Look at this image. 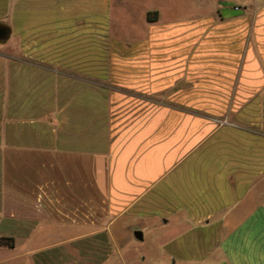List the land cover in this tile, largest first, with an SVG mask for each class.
<instances>
[{"label": "crops", "instance_id": "crops-1", "mask_svg": "<svg viewBox=\"0 0 264 264\" xmlns=\"http://www.w3.org/2000/svg\"><path fill=\"white\" fill-rule=\"evenodd\" d=\"M163 1L0 0L4 262L264 264V0Z\"/></svg>", "mask_w": 264, "mask_h": 264}, {"label": "rangeland", "instance_id": "rangeland-1", "mask_svg": "<svg viewBox=\"0 0 264 264\" xmlns=\"http://www.w3.org/2000/svg\"><path fill=\"white\" fill-rule=\"evenodd\" d=\"M119 0H113L115 6H117V2ZM137 4L132 5L128 3V5L123 6L124 10L119 16L118 8H115V12L113 13L112 18V29L113 34L117 33V29L121 34L127 33L132 25L134 19H136L137 14L143 15V11L136 9V13L134 11V6H138V8H147V7H158L161 8V16L166 18L172 15H179L181 12L173 7L170 3H166L163 0H138ZM119 25V27H118ZM116 36V35H115ZM126 105V104H125ZM159 227H162L163 224L159 223ZM158 225L154 227V225H149L148 228H144L141 230L142 239H137L136 237L126 238L123 240V245L118 247H113V249H109L107 254L108 258L105 261V264H158L156 259L161 254V246L160 243L162 239L165 237L163 228H159ZM166 229H169L166 225ZM133 229H131L132 231ZM59 234H55L49 240H55L60 237L57 236ZM57 236L55 239L53 237ZM48 242V241H46ZM110 248V247H109ZM7 250L0 249V264H8V262H4V258L7 255ZM160 257V256H159ZM156 258V259H155ZM3 260V261H1ZM104 264V263H103Z\"/></svg>", "mask_w": 264, "mask_h": 264}, {"label": "trees", "instance_id": "trees-1", "mask_svg": "<svg viewBox=\"0 0 264 264\" xmlns=\"http://www.w3.org/2000/svg\"><path fill=\"white\" fill-rule=\"evenodd\" d=\"M147 18L148 20H155L157 18V11H148ZM12 241H13L12 237L0 236V246L2 245L13 246Z\"/></svg>", "mask_w": 264, "mask_h": 264}, {"label": "water", "instance_id": "water-1", "mask_svg": "<svg viewBox=\"0 0 264 264\" xmlns=\"http://www.w3.org/2000/svg\"><path fill=\"white\" fill-rule=\"evenodd\" d=\"M6 34L7 30L4 27L0 26V39L5 38ZM134 235L137 239H142L143 237L142 232L140 230L134 231Z\"/></svg>", "mask_w": 264, "mask_h": 264}]
</instances>
